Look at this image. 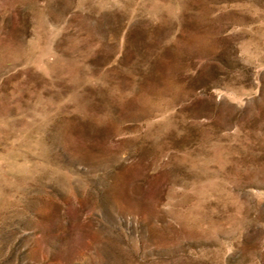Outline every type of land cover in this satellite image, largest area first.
Returning <instances> with one entry per match:
<instances>
[{
    "label": "rangeland",
    "instance_id": "rangeland-1",
    "mask_svg": "<svg viewBox=\"0 0 264 264\" xmlns=\"http://www.w3.org/2000/svg\"><path fill=\"white\" fill-rule=\"evenodd\" d=\"M0 264H264V0H0Z\"/></svg>",
    "mask_w": 264,
    "mask_h": 264
}]
</instances>
